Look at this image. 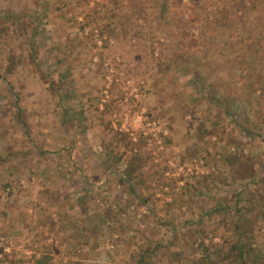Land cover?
Segmentation results:
<instances>
[{
    "label": "rangeland",
    "instance_id": "1",
    "mask_svg": "<svg viewBox=\"0 0 264 264\" xmlns=\"http://www.w3.org/2000/svg\"><path fill=\"white\" fill-rule=\"evenodd\" d=\"M163 1L0 0L25 24L46 14L38 68L6 73L7 50L27 51L19 32L0 42V264H202L203 245L240 234L244 264H264V95L249 74L264 63L210 41L214 0Z\"/></svg>",
    "mask_w": 264,
    "mask_h": 264
},
{
    "label": "trees",
    "instance_id": "2",
    "mask_svg": "<svg viewBox=\"0 0 264 264\" xmlns=\"http://www.w3.org/2000/svg\"><path fill=\"white\" fill-rule=\"evenodd\" d=\"M226 1L227 0H214L212 2V10L210 12L212 18L210 20L209 26L213 25L215 27L216 34L215 36L210 38V41L213 39L212 41L216 43V41L219 40L221 43H218V47H220L221 45V48L225 49L229 53L240 52L242 56L247 58L248 63H258L259 61H262L264 63V0L260 4L263 9L258 10L257 14H255L253 17H249V14L253 13V10H255V8H253L251 5V7L248 5L246 6L244 0H232L234 3L231 2L230 4ZM249 1L253 2V0ZM163 6H166L165 0L162 2L161 6L162 13L163 9L165 8ZM1 11L3 15L1 14ZM242 14L245 17H243ZM163 15L164 14H162V17ZM45 16V13H42L40 16L39 14L35 16L33 15L34 18L31 19V22L25 24L23 22H20V20H18V18L14 16V14L12 15V13L10 14L4 10H0V42L7 47L6 41L9 40H7V38H17L20 36L19 33H21V38L23 39V41L20 47H23L25 45V49L27 51L26 54L20 53L18 54V56H16V54H14L11 50H7L8 56L5 70L6 73H10L13 70L14 65L16 64H29L33 65L35 68L39 67L37 44L32 36L36 31V26H33L32 23L34 24V22H39ZM128 21L129 20H126L125 17L120 16L114 22V28L109 27L108 24H106V26H103V28L108 29L107 33L109 35H115V31L118 29L119 32L125 33L127 29L126 23H128ZM29 29L31 31V37H26L25 34ZM3 37L6 40H3ZM250 71H252L249 72L250 81L253 84L255 83V86L258 87V90L264 95V70H261L262 72L261 74L259 73V76H256L257 74L254 73L253 69L250 68ZM42 78L44 79V81H46L43 75ZM23 127L25 128V124L23 125ZM26 134H28L27 131ZM137 161L138 157L132 156L130 158L127 169H124L125 174L123 177L127 181H129V179L131 180V178H140L141 175L137 172L135 174L136 176L133 175V173L141 167L135 164ZM248 178L249 180H247V182L250 183L249 181L251 178ZM238 211L240 214H242L243 212L248 213L250 209H238ZM241 235L242 234L239 235L240 238L235 243L231 244L229 249H227L226 251H224L223 246L221 245H203L201 248L203 262L201 263L213 264V260H211L210 256L211 252H214L221 254L223 253L226 258L231 259L236 264H244V259L247 255L246 253L250 248L242 240ZM155 248L153 247L150 252L154 253ZM148 253L149 250L147 247L140 253V259L144 260L145 258H147L146 256ZM231 257H234V259ZM46 259V257L42 256L36 260V263L41 264L42 261Z\"/></svg>",
    "mask_w": 264,
    "mask_h": 264
},
{
    "label": "built area",
    "instance_id": "3",
    "mask_svg": "<svg viewBox=\"0 0 264 264\" xmlns=\"http://www.w3.org/2000/svg\"><path fill=\"white\" fill-rule=\"evenodd\" d=\"M20 248L22 247V246H19Z\"/></svg>",
    "mask_w": 264,
    "mask_h": 264
}]
</instances>
